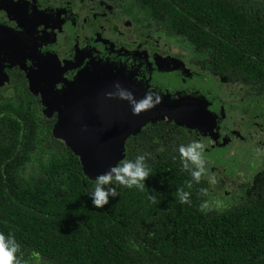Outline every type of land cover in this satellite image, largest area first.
Wrapping results in <instances>:
<instances>
[{
    "label": "trees",
    "instance_id": "1",
    "mask_svg": "<svg viewBox=\"0 0 264 264\" xmlns=\"http://www.w3.org/2000/svg\"><path fill=\"white\" fill-rule=\"evenodd\" d=\"M146 9L188 42L189 63L264 99V0H148ZM52 130L0 126V233L15 235L24 264H264V175L216 209L202 175L182 166L179 149L194 140L159 122L123 146L122 161L145 156V188L121 186L96 208V180Z\"/></svg>",
    "mask_w": 264,
    "mask_h": 264
},
{
    "label": "flooded vegetation",
    "instance_id": "2",
    "mask_svg": "<svg viewBox=\"0 0 264 264\" xmlns=\"http://www.w3.org/2000/svg\"><path fill=\"white\" fill-rule=\"evenodd\" d=\"M147 1L0 0V126L52 130L59 112L77 104L78 98L67 101L73 83L106 56H124L114 60L116 66L132 73L180 72L209 102L219 103L215 125L211 120L188 128L148 120L143 127L172 124L203 144L205 168L215 174V183L232 186L227 206L241 201L264 175V117H258L264 99H244L240 87V105L218 99L219 84L237 86L189 63L191 46L165 34Z\"/></svg>",
    "mask_w": 264,
    "mask_h": 264
},
{
    "label": "water",
    "instance_id": "3",
    "mask_svg": "<svg viewBox=\"0 0 264 264\" xmlns=\"http://www.w3.org/2000/svg\"><path fill=\"white\" fill-rule=\"evenodd\" d=\"M117 57L124 56H106L73 83L70 92L78 99L74 108L65 111L71 117L70 127L59 130L58 122L52 130L53 137L63 138V145L77 159V154L85 156V153L96 159L93 168H86L78 159L89 180H95L99 174L122 162L125 140L138 132L148 118L157 116L176 123L185 121L192 126H203L210 121L207 117H211L209 100L180 72L132 73L128 67L116 66ZM182 92L186 102H176L173 96ZM129 93L131 100L127 98ZM146 96L151 97L154 106L134 113L136 102ZM110 149L116 154H110Z\"/></svg>",
    "mask_w": 264,
    "mask_h": 264
},
{
    "label": "clouds",
    "instance_id": "4",
    "mask_svg": "<svg viewBox=\"0 0 264 264\" xmlns=\"http://www.w3.org/2000/svg\"><path fill=\"white\" fill-rule=\"evenodd\" d=\"M123 97V94H121ZM132 99L131 94L127 97ZM158 102V100H157ZM151 97L146 96L145 99L136 102L134 113L153 107ZM204 145L199 142H192L187 146H181L179 151L184 158L182 166L189 169L190 165L194 166L190 169L194 178H199L201 173L205 171V157L203 154ZM149 168L146 164L144 155H137L134 160H124L110 167L107 171L96 177L94 190L90 193L93 206L102 208L107 205L110 199H115L118 195V188H137L143 190L145 188V180L149 176ZM215 183V180L212 179ZM187 193L181 195V202H187ZM21 245L17 241L14 234L5 235L0 233V264H24L22 254L20 253Z\"/></svg>",
    "mask_w": 264,
    "mask_h": 264
},
{
    "label": "rangeland",
    "instance_id": "5",
    "mask_svg": "<svg viewBox=\"0 0 264 264\" xmlns=\"http://www.w3.org/2000/svg\"><path fill=\"white\" fill-rule=\"evenodd\" d=\"M174 51V50H173ZM172 52V51H171ZM175 52V51H174ZM108 72V71H107ZM73 86V85H72ZM70 92V90H69ZM239 92H240V88L238 87H232V86H227L225 84H219L218 85V88H217V92L216 94L214 93V95L220 99L221 101H228V102H231V105L235 104V105H240V98H239ZM184 92L180 93L179 95L176 94L175 96H173L175 99L176 102H186V97L185 95L183 94ZM205 95V94H203ZM206 96V95H205ZM67 101L70 103V101L73 99V95L72 93L70 92L68 97H67ZM67 104V103H66ZM64 104V106L66 105ZM248 103H246L247 105ZM217 105H218V108H217ZM245 105V106H246ZM264 106V105H263ZM75 107V105H74ZM219 108H220V105L219 103L216 104L215 101L213 102H210L209 104V110H210V113H211V117H210V121L213 120V123L215 125V116L218 115L220 113L219 111ZM252 108V107H250ZM66 109V110H65ZM64 111L60 112V118H59V127L57 129H67L70 127V121H71V117L65 113V111H69L70 108L68 107H65ZM237 111V110H236ZM71 114V113H70ZM258 117H264V108H262V112L260 113V115ZM215 119V120H214ZM235 119L237 120L238 117L236 116ZM148 120L152 121V122H156V121H167L169 119L165 118V119H160L159 117L157 116H153V117H150L148 118ZM170 121V120H169ZM178 121V120H177ZM173 122V121H171ZM209 122V121H208ZM177 125H184L188 128H191V127H196V126H192V125H189L187 123H185V121H180V123H176V122H173ZM58 133V130H55V133L54 134H57ZM55 136V135H54ZM55 138V137H54ZM60 138V137H59ZM56 140L62 142L63 144V138H60V139H57L55 138ZM74 141V140H73ZM72 141V142H73ZM110 142H112V140L110 139L109 140ZM76 147H77V144L75 143L74 144ZM121 151V150H120ZM110 154H116V152L114 151V149H110ZM77 157L79 159V161L81 160L83 162L84 165H87L86 168H93L94 167V164L96 162V159L95 158H92L91 156H89L87 153H85V156L83 155H78L77 154ZM247 159H249L247 157ZM244 163V162H243ZM246 170V169H245ZM244 170V171H245ZM99 171V170H98ZM105 172V171H104ZM246 172V171H245ZM204 174V178L209 182V184H211V188H212V194L213 196H215L217 198V202L215 205H213V207H215L216 209H219L221 210L223 207L227 206L228 205V199H229V195H231L229 192L232 190V186L227 182L225 181V183L223 184V186H219V184H216V183H213L211 181V178L214 179V176L215 174H213L212 172H210L208 170V168H205V171L203 172ZM223 179V177H222ZM96 180V179H95ZM212 196V197H213ZM227 200V201H226Z\"/></svg>",
    "mask_w": 264,
    "mask_h": 264
}]
</instances>
